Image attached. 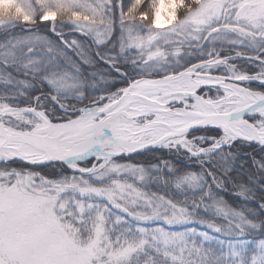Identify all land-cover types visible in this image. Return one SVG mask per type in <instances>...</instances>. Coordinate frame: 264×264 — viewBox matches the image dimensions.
<instances>
[{"label": "snow or ice", "instance_id": "obj_1", "mask_svg": "<svg viewBox=\"0 0 264 264\" xmlns=\"http://www.w3.org/2000/svg\"><path fill=\"white\" fill-rule=\"evenodd\" d=\"M0 264H264V0H0Z\"/></svg>", "mask_w": 264, "mask_h": 264}]
</instances>
